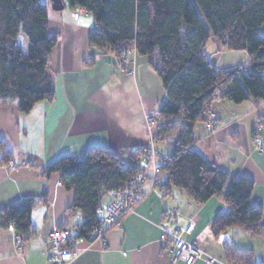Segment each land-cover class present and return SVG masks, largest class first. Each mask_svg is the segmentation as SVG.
Segmentation results:
<instances>
[{
	"label": "crops",
	"instance_id": "obj_1",
	"mask_svg": "<svg viewBox=\"0 0 264 264\" xmlns=\"http://www.w3.org/2000/svg\"><path fill=\"white\" fill-rule=\"evenodd\" d=\"M47 6L49 31L58 37L48 64L54 100L37 103L28 114L20 113L16 102L0 105V141L11 152L14 163L0 166V211L23 199H35V232L16 246L14 229L0 225V264H52L49 233L65 227L75 234L83 216L69 214L74 192L61 184L59 173L46 176L44 169L64 155L81 158L93 147L110 149L126 163L131 161L133 153L150 148L152 134L146 118L159 112L166 97L156 72L159 63L155 54L141 56L132 50L125 59L134 75L123 76L114 55L89 45L88 37L95 26L71 22L70 15H52ZM74 19L79 21L81 15ZM260 34L264 36V25ZM215 51L216 63L211 62L220 71L246 69L250 63L244 51H228L217 42ZM210 110L216 129L209 134L203 122L195 123L193 148L229 175L253 180L252 204L262 210L264 224V127H256L264 119V101L234 104L218 97ZM163 143L166 147L162 150L171 151L170 144ZM156 149L167 155L158 146ZM2 156L0 151V159ZM165 180V176L158 177L155 188L135 213L108 231L103 240L90 247L87 243L78 245V254L69 264H184L173 262L159 229L171 209L180 212V225L195 222L194 232L186 239L209 255L224 261L223 247L230 243L237 249L253 251L254 262L264 264L261 237H252L239 228L218 237L212 235L214 217L229 210L222 197L198 204L172 186L166 196L160 187ZM149 186L147 183L145 189ZM109 202L110 196H106L103 203ZM194 264L205 263L198 260Z\"/></svg>",
	"mask_w": 264,
	"mask_h": 264
},
{
	"label": "trees",
	"instance_id": "obj_2",
	"mask_svg": "<svg viewBox=\"0 0 264 264\" xmlns=\"http://www.w3.org/2000/svg\"><path fill=\"white\" fill-rule=\"evenodd\" d=\"M72 10H84L95 22L90 46L124 57L156 55V72L166 90L160 119L153 130L155 143L168 142L171 153L160 157V187L170 195L175 187L194 202L205 204L222 197L229 206L212 223L218 237L239 228L264 240L263 212L252 204L254 182L231 176L193 148V127L210 114L213 95L234 104L264 101V0H64ZM211 39L228 51L250 57L246 69L220 71L205 47ZM58 37L49 31L48 6L41 0H0V105L16 102L22 114L55 97L48 64ZM264 127V119L259 120ZM0 166L13 156L0 141ZM143 151V150H142ZM142 151L125 162L104 147L89 148L79 158L64 155L50 163L44 174H60L61 184L75 194L68 210L83 220L76 237L91 239L100 227L98 208L103 196L119 189L139 173L136 161ZM38 202L26 198L0 211V225L12 227L25 240L34 234L32 212ZM223 259L228 264H256L253 251L227 243Z\"/></svg>",
	"mask_w": 264,
	"mask_h": 264
},
{
	"label": "built area",
	"instance_id": "obj_3",
	"mask_svg": "<svg viewBox=\"0 0 264 264\" xmlns=\"http://www.w3.org/2000/svg\"><path fill=\"white\" fill-rule=\"evenodd\" d=\"M82 13L86 12L79 10L74 13V17L78 19ZM129 73L130 71H125L126 75ZM214 96L219 97V93L216 92ZM155 119L154 115H149L146 118L149 130L153 128ZM213 119V115H208L205 121V128L209 133L216 126ZM257 150L260 153L263 152L261 144L257 145ZM162 164H164V161L153 148V144L150 148L142 151V156L136 161V166L140 170L139 173L130 177L123 187L109 191L103 196L98 208L100 227L96 235L91 239L76 237L69 228L56 227L52 229L47 237V244L52 251V264L71 263L78 254V245L87 243L90 247L95 241L103 240L108 231L121 225L125 217L135 213L137 207L146 200L150 191L155 188L159 166ZM7 166H14L13 161H10ZM147 183L150 184L148 190L145 189ZM161 191L162 193L165 192L164 189H161ZM106 196H110L108 204L103 203ZM180 218V212L177 209H171L165 214L163 221L159 224L162 239L172 256L173 262L181 261L184 264H194L198 260H203L205 264H228L219 258L209 255L204 248L189 243L186 238L194 232L195 222L189 220L187 223L180 225ZM14 240L16 246L23 243L22 236L16 232Z\"/></svg>",
	"mask_w": 264,
	"mask_h": 264
},
{
	"label": "rangeland",
	"instance_id": "obj_4",
	"mask_svg": "<svg viewBox=\"0 0 264 264\" xmlns=\"http://www.w3.org/2000/svg\"><path fill=\"white\" fill-rule=\"evenodd\" d=\"M42 1V3H44V4H46V5H50V7H49V13L50 14H54V15H57V13H58V15H70V18H71V22H75V23H83V24H85V25H89V26H95V22H94V20H93V18L91 17V16H89L88 14H86V13H82L81 14V19L78 21V20H75L74 19V17H73V15H74V13L75 12H78L77 10H72L70 7H69V5H68V3L66 2V7H65V9L64 10H62V11H60V12H55L53 9H52V0H41ZM73 14V15H72ZM215 49H216V40H214V39H211L210 41H209V43L207 44V46L205 47V51L207 52V54L209 55V59L212 61V62H215L216 63V51H215ZM213 51H215L214 53H213ZM121 61V62H120ZM116 63H117V66H118V69H119V71L121 72V74L123 75V76H130V75H134V72L131 70V68L128 66V64H127V60L124 58V57H116ZM124 66V67H123ZM126 70H128V71H130V73L128 74V75H126L125 74V71ZM214 99L213 100H216V98H218V97H216V96H214L213 97ZM155 117H156V119H155V123H154V126H153V128L151 129V130H149L150 131V134H152V136H151V145L153 144V148L158 152V150L156 149V146H158V149L159 150H161L164 154H170L171 153V151H170V149L168 150H162V149H165V143H155L154 142V139H153V130H154V128L156 127V125H157V123H158V120L160 119V115H159V112H157V113H155V114H153ZM148 117V116H147ZM214 117V116H213ZM207 119V118H206ZM215 119V118H214ZM213 119V120H214ZM206 121V120H205ZM146 122H147V120H146ZM214 122H215V120H214ZM215 125H216V122H215ZM148 126V125H147ZM256 127L257 128H260V127H262V125L260 124V122L258 121V123L256 124ZM204 128H205V122H204ZM215 129H216V126H215V128H214V130L211 132V133H209V134H212L214 131H215ZM205 130H206V128H205ZM207 131V130H206ZM159 153V152H158ZM157 178H158V176H157ZM156 184H157V182H156Z\"/></svg>",
	"mask_w": 264,
	"mask_h": 264
},
{
	"label": "water",
	"instance_id": "obj_5",
	"mask_svg": "<svg viewBox=\"0 0 264 264\" xmlns=\"http://www.w3.org/2000/svg\"><path fill=\"white\" fill-rule=\"evenodd\" d=\"M65 2L64 0H52V9L54 11L60 12L64 10Z\"/></svg>",
	"mask_w": 264,
	"mask_h": 264
}]
</instances>
